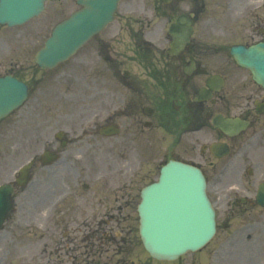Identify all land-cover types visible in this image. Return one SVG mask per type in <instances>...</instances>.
Wrapping results in <instances>:
<instances>
[{
    "label": "flooded vegetation",
    "instance_id": "af4514ba",
    "mask_svg": "<svg viewBox=\"0 0 264 264\" xmlns=\"http://www.w3.org/2000/svg\"><path fill=\"white\" fill-rule=\"evenodd\" d=\"M201 5L200 0H120L113 22L82 48L79 101L82 111L97 119L100 136L120 129L122 148H131L136 159L137 149L149 150L161 157L157 169L176 160L200 168L208 181L228 180V191L218 192L215 204L225 205L228 264H244L245 256L239 253L262 244L255 232L264 231V206L258 202L264 183V84L237 64L231 48L264 45V0H228V44L218 41V20L202 15ZM185 6L192 7L187 14ZM56 13L49 10L52 16ZM180 18L193 33L187 45L174 52L170 29ZM26 35L36 44L25 45ZM14 38L12 51L7 27L0 25V50L7 63L2 73L23 82L29 97L0 122V183L12 176L8 136L15 124L47 116L44 151H70L78 141L67 131L73 97L68 74H53L23 59L25 51L34 53L40 45L39 25ZM223 53L227 55L219 57ZM48 82L54 83L52 88L59 83L60 89L42 100ZM34 98L37 102L31 106ZM65 130L58 139L56 133ZM25 146L32 148V143ZM61 162L66 168L57 173L36 157L28 185L18 187L12 181L19 216L12 215L7 226L44 230L33 236L34 244L43 248L37 264H120L121 247L131 245L134 231L124 215L135 210L136 183L131 179L136 170L130 169L129 182L99 178L95 185H81L73 161ZM154 176L144 179L151 183ZM23 214L38 223L23 224ZM122 224H130L127 234H122ZM256 252L261 254L258 248ZM140 261L170 264L147 255ZM198 262L204 261L194 264Z\"/></svg>",
    "mask_w": 264,
    "mask_h": 264
},
{
    "label": "water",
    "instance_id": "95a60500",
    "mask_svg": "<svg viewBox=\"0 0 264 264\" xmlns=\"http://www.w3.org/2000/svg\"><path fill=\"white\" fill-rule=\"evenodd\" d=\"M44 1L3 0L0 23L11 26L21 24L38 14ZM79 3L84 4L83 1ZM89 4L88 28L85 26V15L81 12L58 25L46 48L36 59L42 68H52L67 60L92 33L111 20L115 11V0H90ZM97 7L101 10L95 9ZM97 17L99 18L96 19ZM240 53V50L234 51L239 62H242ZM250 67L255 78L264 79V60L259 65L252 62ZM7 87L9 94L5 99L3 79H0V119L20 105L25 98L24 89L14 81ZM13 89H16V94L22 93L23 97L17 98L12 93ZM205 189L206 182L200 170L171 162L163 168L159 182L142 191V202L139 206L140 235L152 257L173 260L187 251L202 248L211 239L215 233V217ZM11 194L10 188L0 190V219L5 217L10 207Z\"/></svg>",
    "mask_w": 264,
    "mask_h": 264
},
{
    "label": "rangeland",
    "instance_id": "374dc122",
    "mask_svg": "<svg viewBox=\"0 0 264 264\" xmlns=\"http://www.w3.org/2000/svg\"><path fill=\"white\" fill-rule=\"evenodd\" d=\"M51 3H49L50 6ZM57 6L60 8L70 9L73 11L75 7L73 3H65V0H60L56 2ZM206 14L207 15H214L217 20L220 22L218 25L224 29L226 33H221L219 28H217L216 38L219 41L228 42V0H206ZM45 20H48L47 17L42 16L39 19H36L28 26H25L21 29L24 31H28L37 25L40 26L41 23H44ZM47 23V22H46ZM45 28V27H44ZM44 28L41 29L42 39H40V47L43 45L45 40L44 36ZM44 36V37H43ZM36 39L34 38L33 41H30V44L33 45ZM36 44V43H35ZM83 51L79 52L74 58H72L69 62L65 63L64 65L57 68L58 74L64 73L68 74L66 78L72 81V119L70 120V125L68 126V131L72 133L75 131V135H72L74 138L77 136L79 138V142L77 147H72L69 152H65L62 154V158L70 161H73V166L76 167V174L78 175V179L80 184L88 182L92 185H95L96 181L103 175L111 174L112 169H115V172L112 173V176L108 177L110 179H119L120 182L130 180L129 175L132 173V170H136V176L131 179L136 183L134 186V191L139 197L140 190L149 183V180H145V176L148 174H152L153 176L158 174L157 164L160 162V155L159 154H151L149 150H140L137 149L140 153V157L137 159L134 157V151L129 149L122 148L123 142H125L123 136L109 138V139H102L98 135L94 134V125L97 122L96 118H91L89 115L84 113L81 109V88H82V72L80 68V61L82 57ZM56 72V71H55ZM57 88L54 87L53 82H48L43 86V95L42 100H46L49 98V94L54 95L57 93V90L60 88L59 83H55ZM57 89V90H56ZM37 102V99H32L30 103L31 106H34ZM49 102V101H47ZM47 119V116H43L39 119L40 125H43V121ZM18 119H15L17 121ZM32 127H35L33 121L31 123ZM36 129V127H35ZM42 131V129H41ZM37 142L41 145V148L37 154H39L42 150V144H44L46 138L49 135L39 132L36 130ZM16 130L9 131V138L10 143H13V140L16 139ZM29 133L22 132V138L24 140L29 139ZM36 155V154H35ZM10 156L15 157V153L10 154ZM64 168L62 162H59L53 166L52 169L57 173H60ZM127 172L125 176H123V172ZM151 172V173H150ZM153 177L152 180H155L156 177ZM74 185V183H72ZM77 190H81L82 188H76ZM228 191V180L221 183L220 185H216L214 182L211 181L209 187V194L211 197H214L215 194L219 196L218 192H225ZM137 197V204L139 203V199ZM217 207H219L220 211V229L217 237L207 246L205 247L204 251L201 252L200 255L198 254H188L180 264H194L195 261L199 260L198 256L206 257L210 259L206 262V264H228V244L222 245V232H223V224H222V215L225 209V205L218 203ZM22 222L23 224H27L28 222H34L36 225L38 221H35L32 216H27L26 214L22 215ZM133 218L135 220L136 228L138 229V217L137 213L133 212ZM39 232H43L40 230ZM28 233L27 230L19 229L17 230L16 227L9 230L8 238L14 237L18 235V240L10 239L6 241V234L0 233V264H35L31 257L37 254L39 251H36V247H24L19 246L18 243L21 245L24 243L22 242L19 237L21 234ZM264 239V235L262 236ZM13 240V241H12ZM23 240V239H22ZM15 241V242H14ZM136 255L134 252V256L132 260H138V264L141 262L138 258L143 256V251L139 247H136ZM226 255V256H225ZM134 257H137L134 259ZM210 257V258H208ZM212 257V258H211ZM216 257V258H215ZM215 258V259H214ZM214 259V261H212Z\"/></svg>",
    "mask_w": 264,
    "mask_h": 264
}]
</instances>
